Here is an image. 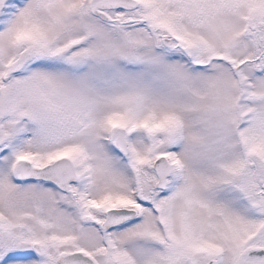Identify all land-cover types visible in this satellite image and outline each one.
I'll return each mask as SVG.
<instances>
[{
  "label": "snow or ice",
  "instance_id": "snow-or-ice-1",
  "mask_svg": "<svg viewBox=\"0 0 264 264\" xmlns=\"http://www.w3.org/2000/svg\"><path fill=\"white\" fill-rule=\"evenodd\" d=\"M0 264H264V0H0Z\"/></svg>",
  "mask_w": 264,
  "mask_h": 264
}]
</instances>
